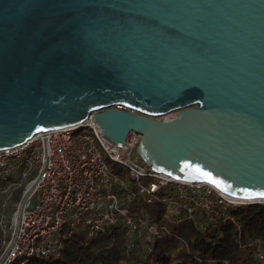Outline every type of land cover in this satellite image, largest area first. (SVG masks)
I'll return each mask as SVG.
<instances>
[{
  "label": "water",
  "instance_id": "95a60500",
  "mask_svg": "<svg viewBox=\"0 0 264 264\" xmlns=\"http://www.w3.org/2000/svg\"><path fill=\"white\" fill-rule=\"evenodd\" d=\"M90 115L153 171L264 204V0H0V148Z\"/></svg>",
  "mask_w": 264,
  "mask_h": 264
},
{
  "label": "built area",
  "instance_id": "2783aa9c",
  "mask_svg": "<svg viewBox=\"0 0 264 264\" xmlns=\"http://www.w3.org/2000/svg\"><path fill=\"white\" fill-rule=\"evenodd\" d=\"M139 140L131 133L127 144L112 142L90 115L79 127L40 131L0 148V264L57 254L63 236L78 226L91 235L119 223L127 245L131 237L151 244L167 231L164 221L188 219L203 230L246 203L209 183L153 171L136 152ZM135 200L161 204L163 220L132 214ZM254 256L264 264L258 241Z\"/></svg>",
  "mask_w": 264,
  "mask_h": 264
},
{
  "label": "trees",
  "instance_id": "16d2710c",
  "mask_svg": "<svg viewBox=\"0 0 264 264\" xmlns=\"http://www.w3.org/2000/svg\"><path fill=\"white\" fill-rule=\"evenodd\" d=\"M130 204L134 215L152 213L163 220L161 204ZM230 219L201 229L190 220L163 222L167 231L151 244L127 238L121 224L107 231L88 234L78 226L61 240L57 254L19 258L9 264H255L254 248L259 242L264 252V204L230 206ZM2 234L0 231V248ZM150 247V248H149Z\"/></svg>",
  "mask_w": 264,
  "mask_h": 264
},
{
  "label": "bare ground",
  "instance_id": "6f19581e",
  "mask_svg": "<svg viewBox=\"0 0 264 264\" xmlns=\"http://www.w3.org/2000/svg\"><path fill=\"white\" fill-rule=\"evenodd\" d=\"M176 114H177L176 111H171V112H169V113L167 114V116H168V117H174V116H176ZM168 117H167V118H168ZM242 200H243V199H241V201H242ZM243 201L245 202L246 200H243Z\"/></svg>",
  "mask_w": 264,
  "mask_h": 264
},
{
  "label": "snow or ice",
  "instance_id": "6c2138e0",
  "mask_svg": "<svg viewBox=\"0 0 264 264\" xmlns=\"http://www.w3.org/2000/svg\"><path fill=\"white\" fill-rule=\"evenodd\" d=\"M204 175H205V176H208V177L211 179V177H210V174H209V173H204ZM213 182H215V181H213ZM259 195H261V196H264V193H259Z\"/></svg>",
  "mask_w": 264,
  "mask_h": 264
},
{
  "label": "rangeland",
  "instance_id": "374dc122",
  "mask_svg": "<svg viewBox=\"0 0 264 264\" xmlns=\"http://www.w3.org/2000/svg\"><path fill=\"white\" fill-rule=\"evenodd\" d=\"M167 117H168L167 114L162 115V116H157V118H160V119H165V118H167Z\"/></svg>",
  "mask_w": 264,
  "mask_h": 264
}]
</instances>
